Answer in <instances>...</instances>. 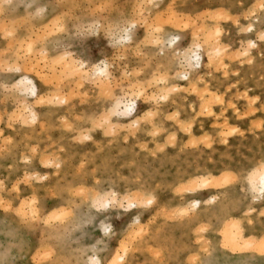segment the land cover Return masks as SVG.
I'll use <instances>...</instances> for the list:
<instances>
[{
    "label": "rangeland",
    "instance_id": "374dc122",
    "mask_svg": "<svg viewBox=\"0 0 264 264\" xmlns=\"http://www.w3.org/2000/svg\"><path fill=\"white\" fill-rule=\"evenodd\" d=\"M215 11L217 16L224 12L228 18L215 19ZM130 21H133L130 39L123 41L122 28ZM250 22L257 33L254 29L246 30ZM215 24L219 33L212 38L214 32L211 30L210 34L209 29L214 30L211 25ZM191 29L197 33L192 34ZM204 31L209 35L202 36L224 44L219 46L224 55L238 53L234 58L227 54L224 64L217 61L221 65L217 68L213 65L208 73L198 66L187 68L180 55L182 49H190L188 44L192 40L202 41ZM174 35L178 39L172 47L166 38ZM262 36L264 0H0V261L83 264L87 254L108 252L103 264H200L211 254L215 236L218 247L235 254L234 257H246L248 264H264V232H257L254 240L245 238L252 240L248 241L252 249L248 242L249 246L237 238L236 229L239 223L243 227L264 220V193L257 200L262 206L254 205L252 212L242 209V219L231 221L230 228L227 227L231 223L215 228L201 223L193 229H172L193 214L179 217L174 207L192 194L188 190L192 180L181 177L187 170H206L216 177L215 181L209 176L205 182L209 184L193 194L220 192L225 178L248 194L245 177L239 178L235 172L224 169L241 166L264 153ZM251 39L256 44L248 50ZM204 56L202 63L206 61ZM103 61L108 63L111 73L107 86L95 85L92 76L79 77L74 72L81 62L90 72ZM181 65L191 75L201 76V81L180 80L177 72L183 70ZM24 73L33 79L44 101L36 103L33 96L19 91L17 82ZM173 84L179 89L172 91L168 100L160 99L163 91ZM205 86L210 89L207 93H203ZM138 88L141 95L137 91L135 96L132 92ZM127 89L136 99L135 110L126 115L113 114L109 110L113 99ZM56 93L64 94L67 102L59 103L53 97ZM148 97L155 100L149 101ZM206 98L211 100H207L210 105L206 104ZM24 104L34 106L37 121H31L27 112L21 110ZM135 114L140 121L138 127L130 121ZM146 114L152 115L151 119H146ZM224 119L227 123L221 126ZM163 158L165 163L161 165ZM56 160L61 161V167L54 166ZM217 166L224 171L217 170ZM175 172L179 177L173 176ZM42 174L46 179H37ZM222 174L219 180L217 176ZM109 185L118 188V198L132 197L141 193V188L154 191L159 201L153 208L142 204L131 210L126 209L124 200L110 204L90 202L92 192ZM28 187L37 190L36 205L39 208L40 204L46 205L38 217L23 218L17 213L20 202L32 197L31 194L17 197L18 192ZM104 197L110 198L106 194ZM59 198L65 204L53 207ZM136 215H140L142 225L132 220ZM101 219L107 230L100 227ZM27 226L33 230L29 240L35 243L19 256L15 243L9 245L5 238L26 230ZM225 228L230 234L235 230L237 242L223 238L229 233H223ZM53 234L74 250L57 257L58 241L54 239L51 244L49 238ZM123 246L127 248L125 260L113 263L114 255ZM229 247L241 250L232 252Z\"/></svg>",
    "mask_w": 264,
    "mask_h": 264
},
{
    "label": "bare ground",
    "instance_id": "6f19581e",
    "mask_svg": "<svg viewBox=\"0 0 264 264\" xmlns=\"http://www.w3.org/2000/svg\"><path fill=\"white\" fill-rule=\"evenodd\" d=\"M214 12V11H213ZM220 13V12H219ZM222 13H223V15L224 16H222ZM222 13H220L221 14V16L218 14V16H220L219 18H226L228 15H225L224 14V12H222ZM215 16H217V13H216V11H215ZM218 16L217 17H215V19L217 18L218 19ZM212 17V16H211ZM231 17V16H230ZM55 18V17H54ZM222 18V19H223ZM224 18V19H225ZM228 18V17H227ZM43 19H46L45 18V16L43 17ZM171 19V18H170ZM176 19H178V20H180V18H178V17H176ZM215 19H213V20H215ZM164 21V20H163ZM162 20H161V22H163ZM172 21V20H171ZM181 21V20H180ZM179 21V22H180ZM167 22V21H166ZM166 22H164V23H166ZM168 22H170V21H168ZM178 21H176V23H177ZM49 24V23H48ZM57 24V23H56ZM59 24V23H58ZM181 24V23H180ZM205 24V23H204ZM60 25V24H59ZM132 25H133V21H130L129 22V24H128V26H126V27H124V28H122V30L124 31V34L121 36L122 37V40L123 41H128L129 39H130V32H129V30H130V28L132 27ZM175 26V25H174ZM181 26V25H180ZM204 26V25H203ZM93 27V26H92ZM211 27H215L214 28V30L213 29H209V32L212 30L214 33H212V32H210V34L212 33V38H213V36H214V34L217 32V33H219L218 31H219V29H217V27L218 26H216V24L214 25V26H212L211 25ZM3 28V27H2ZM121 28V27H120ZM210 28V27H209ZM255 28V26H254V24L253 23H248V25H247V27H246V30H248V31H252L253 29ZM159 29V28H158ZM92 30V29H91ZM151 30V29H150ZM192 31V34H196L197 33V31H196V33L193 31V29H191ZM204 30H206V29H204ZM208 30V29H207ZM255 30V29H254ZM253 30V31H254ZM4 31V30H3ZM9 30L7 29L6 31H4L5 33L4 34H7V32H8ZM47 31V30H46ZM95 31V30H94ZM152 31V30H151ZM221 31V30H220ZM202 32V31H201ZM205 32V31H204ZM208 31H206L205 32V34L204 33H202L201 34V36L202 35H205V36H207L208 37V33H207ZM258 31L257 30H255V32L254 33H257ZM1 33H2V31H1ZM110 33V32H109ZM151 33V32H150ZM148 35V34H147ZM192 36V35H191ZM194 36V35H193ZM205 36H202L201 38L203 39L202 41H200V42H195L197 39V37L195 38L196 40H192L191 42H193V43H190L189 42V50H186V49H182V52L180 53V55H181V61H184V65H186L187 66V68H192V67H194V66H198V67H200V69H204L205 70V72H210V68H212V66L213 65H215L216 64V62L217 61H220L222 64H224V62H223V59H224V56H226L227 57V54L226 55H224L223 54V52H224V49H222V48H220V47H222V45H224V44H222L221 45V43H220V45L219 44H217V43H215V41L211 38L210 40L212 41V42H210V40L207 38V37H205ZM215 36H216V34H215ZM158 37V36H157ZM195 37V36H194ZM194 37H192V39L194 38ZM204 37V38H203ZM217 37V36H216ZM154 38H155V36H154ZM167 39V41H168V45H170V46H174V44H175V40H177L178 39V37L177 36H172V37H167L166 38ZM215 40H216V38H214ZM121 40V39H120ZM190 41V40H189ZM199 41V40H198ZM214 41V42H213ZM159 42V41H158ZM157 42V43H158ZM216 42H217V40H216ZM213 43H215V46H214V44ZM190 44H192V48L190 47ZM256 44V40H253V39H251V40H249V42H248V50H249V48H251V47H253L254 45ZM21 45L23 46V44L21 43ZM26 45H27V43H26ZM219 48H218V47ZM224 47H226V46H224ZM185 48H186V46H185ZM23 49V48H22ZM247 49H245L246 51H247ZM185 50V51H184ZM202 52H201V51ZM19 51V50H18ZM23 51V50H22ZM21 51V52H22ZM179 51V50H178ZM245 51V52H246ZM20 52V51H19ZM25 53V52H24ZM37 53V52H36ZM45 52H43V54H44ZM27 54V53H26ZM31 54V53H30ZM205 55L204 57L206 58V61H205V63H202V55ZM230 54V53H229ZM228 54V57L229 56H231V54L229 55ZM234 54H237L238 55V53H233L232 54V56L230 57V58H234L233 56H234ZM179 55V56H180ZM237 55H235V57L237 56ZM38 56V55H37ZM42 57V56H41ZM248 58V57H247ZM248 59H251V57H249ZM34 60V59H33ZM45 60V59H44ZM58 60V59H57ZM63 60V59H62ZM102 60V59H101ZM56 61V60H55ZM61 61V60H60ZM2 62V61H1ZM10 62V61H9ZM8 62V63H9ZM52 62V61H51ZM54 62V61H53ZM68 62V61H67ZM5 64H8V63H6V62H4ZM4 63H1V64H4ZM33 63V62H32ZM37 63V62H36ZM74 63V62H73ZM16 64H18V63H16ZM98 64H100V63H98ZM182 65H183V63H181ZM228 63H226V65H227ZM26 65H28V64H26ZM35 65V64H34ZM50 65V64H49ZM53 65H55V64H53ZM59 65H61V64H59ZM67 65V64H66ZM75 65V64H74ZM178 65H180V64H178ZM181 65V66H182ZM217 65H221L220 63L219 64H216L215 65V67L217 68ZM2 66H4V65H2ZM68 66V65H67ZM223 66V65H222ZM4 67H6V66H4ZM18 67H19V65H18ZM26 67V66H25ZM28 67V66H27ZM26 67V68H27ZM55 67V66H54ZM70 67V66H69ZM93 67V66H92ZM180 67V66H179ZM185 66H182V69L184 68ZM219 67V66H218ZM228 67V66H227ZM36 68V67H35ZM61 68H62V66H61ZM71 68V67H70ZM181 68V67H180ZM28 69V68H27ZM50 69V68H49ZM53 70L55 69V68H52ZM89 69L90 68H87L86 67V65L84 64V62H81L80 64H78L77 65V68H76V70L74 71L75 73H76V75L78 74V76L79 77H84V78H88V76H92V81H94V84L96 85H99V86H107L108 84H109V82L111 81L110 80V70H109V65H108V63L106 62V61H103L100 65H96L95 67H93V68H91V70H90V72H89ZM215 69V68H214ZM219 69V68H218ZM224 70V69H223ZM223 70H221V71H223ZM27 71V70H26ZM65 72H66V68H65V70H64ZM77 71H78V73H77ZM176 72H177V70H175ZM180 71V70H179ZM177 72V76H178V78H180V80H182V81H185V82H191V81H195V82H198V81H201V79H202V77L201 76H199V75H197V76H193V75H191V72L189 71V70H186V69H183V70H181L180 72ZM57 72V71H56ZM67 72H69V71H67ZM70 72H72V70H70ZM73 72V73H74ZM34 73V72H33ZM39 73H40V71H39ZM75 73H74V75H75ZM62 75V74H61ZM225 75V74H224ZM41 75H39V77H40ZM63 76V75H62ZM173 76H175V74L173 75ZM177 76H175V77H177ZM68 77V76H67ZM156 79V78H155ZM56 80V79H55ZM87 80V79H86ZM90 80V81H91ZM54 81V80H53ZM58 81V80H57ZM159 81V80H158ZM154 82V81H153ZM157 82V81H156ZM155 83V82H154ZM17 85L19 86V91H25L27 94H29V95H31V96H33L34 97V100H35V102L37 103V102H39V101H42L43 100V97H42V95H39L38 94V88H37V85L35 84V82L33 81V79L29 76V74L28 73H24L23 74V77H21L19 80H18V82H17ZM161 85V84H160ZM193 86V83L192 84H190V86ZM131 86H132V88H133V85H130L129 86V88H131ZM135 86V85H134ZM137 87H139L140 85L139 84H137L136 85ZM135 86V87H136ZM171 86V87H170ZM169 87L170 88H168L167 90H165V91H163V93H162V91H161V89H160V87L158 88V89H160L159 90V92L161 91V95H160V99H162V100H168L169 99V94L172 92V91H175V90H178L179 88V86H176L175 84H173V85H170ZM190 86H188V87H190ZM134 87V88H135ZM136 87V88H137ZM162 87V86H161ZM128 88V89H129ZM142 88V87H141ZM164 88V87H163ZM162 88V89H163ZM196 88H198V87H196ZM127 89V91H122V93L117 97V96H115V97H117L115 100L113 99V104L111 103V108H109V110L113 113V114H117V115H126V114H128V113H131L133 110H135V106H136V99H135V97H132V94H131V92H129V90H132V89H129L128 90ZM191 89V88H190ZM192 89H195V88H193L192 87ZM204 92L203 93H207V92H209L210 91V89L208 88V86H205L204 88ZM155 90H157V89H155ZM202 90V89H201ZM134 91V90H133ZM139 92V95H141L140 94V92H141V89L140 88H138L137 90H135L134 92H132L133 94L134 93H136V92ZM190 91V90H189ZM203 91V90H202ZM137 92V93H138ZM143 92V91H142ZM195 92H197V93H200L201 91L200 90H195ZM194 92V90H193V93H195ZM217 92V91H216ZM137 93L136 94H134L135 96L137 95ZM158 93V92H157ZM103 94V93H102ZM160 94V93H159ZM202 94V93H201ZM214 94V93H213ZM213 94H212V96H213ZM216 94V93H215ZM133 95V96H134ZM138 95V96H139ZM199 96H200V94H198ZM203 95V94H202ZM218 95V94H217ZM221 94H219V97H221L220 96ZM137 96V97H138ZM154 96V95H153ZM159 96V95H158ZM208 96H211L210 94H208ZM214 96H216V95H214ZM53 97L54 98H56V99H58V102L59 103H66L67 102V97L63 94V95H60V94H58V93H56V94H53ZM114 97V98H115ZM217 97V96H216ZM243 97V96H242ZM54 98L52 99V100H54ZM145 98V97H144ZM209 98V97H208ZM208 98H206V102H208L207 100H209V101H211L210 99H212V97L210 98V99H208ZM146 99V98H145ZM149 101H154L155 100V98L154 97H148L147 98ZM157 99V98H156ZM202 99V98H201ZM214 99H216V98H214ZM221 99V98H220ZM48 100V99H47ZM49 100H51V98L49 99ZM204 100V99H203ZM213 100V99H212ZM219 100V99H218ZM44 101V100H43ZM203 103H204V105H205V101H202ZM44 103V102H43ZM203 103H201V104H199V106H198V110H200V108H201V106L203 105ZM210 102H208V103H206V104H209ZM215 103V102H214ZM220 103V102H219ZM231 103V102H230ZM221 104V103H220ZM210 105V104H209ZM207 108H208V105H207ZM21 110L22 111H25V112H27V116H29V119L31 120V121H37L38 119H39V116H38V114L36 113V111H35V108H34V106L33 105H28V104H24V105H21ZM191 110V109H190ZM209 110V109H208ZM207 110V111H208ZM214 112V111H213ZM212 112V113H213ZM204 113V112H203ZM175 114V113H174ZM213 115V114H212ZM140 116L141 115H139V118H140ZM143 116H144V112H143ZM146 116V119L147 118H150L151 116H147V114L145 115ZM218 116V115H217ZM19 118V117H18ZM151 119V118H150ZM150 119H148V120H150ZM130 121H131V125L132 126H135V127H138L139 126V124H140V121H139V119H137V117H136V114L135 115H132L131 116V119H130ZM224 121V123L223 124H221V126L222 125H226V123L227 122H225V119L223 120ZM103 123V122H102ZM220 125V124H219ZM111 128H113V127H111ZM115 130V129H114ZM229 131V130H228ZM236 131H238V130H236ZM234 132H235V130H234ZM227 133V132H226ZM233 133V132H232ZM217 136V135H216ZM207 141H208V139H206ZM205 143H207L206 141H205ZM161 161H160V163H161V165H164V163H165V160H164V158L163 159H160ZM52 164V163H51ZM54 165V164H53ZM61 165H62V163H61V161H59V160H56V162H55V165L54 166H56V167H61ZM216 169L217 170H219V171H224V170H227V171H232V172H235L238 176H239V178H243V177H245V179H246V190H247V192H248V194H245L243 191H241V188L240 187H238V185L237 184H230L229 182H228V179L229 178H225V183H224V188L222 189V191H220V192H215V191H208V192H205V193H201V194H193L194 192H196L197 191V189H200V188H202V187H204L205 186V182H206V180L208 179V177L210 176L209 174V172L210 171H206V170H196V171H194V170H192V171H190V170H187V172H184L183 173V175H181V177L183 176L184 178H189L190 180H192V182L191 183H189L188 185H190L189 187H191V188H189L188 190H189V192H191L192 194L191 195H189V196H187V198H185V200H183V202L182 203H178V204H176L174 207H176V209H175V212H176V214L177 215H179V217L181 216V217H184V216H186L187 217V215L190 213V212H193V214L188 218V219H186V222H184L182 225H179V226H176V227H173L172 229L173 230H181V229H189V228H192L193 229V227H195V226H197V225H199V224H201V223H205V224H211L212 225V227L213 228H215V227H218L220 224H223L224 223V225L226 224V226H228L229 225V223H231V221H235L236 220V222H237V220H238V222L240 221L239 220V218H240V216H241V212L243 211V210H246L247 212H252L253 211V206L255 205V206H262V202H257V200L258 199H260L262 196H263V193H264V153L263 154H260L259 156H257V157H255V158H253L252 160H250L249 159V161H247L246 163H243L241 166H234L233 167V169H230V167H228V168H226V169H224V170H221L222 168H221V166H217L216 167ZM222 173V172H221ZM173 174V176H175V178L176 177H179L178 175V173H172ZM223 174H225V173H223ZM220 175V177L219 176H217V178H219V180H221L220 178H222L224 175ZM227 174V173H226ZM225 174V175H226ZM229 174V176L231 175L230 173H228ZM227 174V175H228ZM210 177H212V176H210ZM209 177V178H210ZM215 177V176H214ZM37 179H39V180H45L46 179V175L45 174H42V175H40L39 177H37ZM212 179L213 180H215L216 181V177L215 178H213L212 177ZM244 179V178H243ZM189 180V181H190ZM213 180H210V184L212 183L213 184ZM233 180V179H232ZM177 181V180H176ZM184 181V180H183ZM188 181V180H187ZM186 181V182H187ZM209 181V180H208ZM214 181V182H215ZM218 181V180H217ZM231 182V181H230ZM177 184V183H176ZM185 184V182H183L182 183V185H184ZM207 184H209V182L207 183ZM206 184V185H207ZM214 184H216V182L214 183ZM222 183H220V185H221ZM240 184V183H239ZM178 185H179V183H178ZM187 185V186H188ZM218 185V184H217ZM185 186V185H184ZM183 186V187H184ZM186 186V187H187ZM179 187V186H178ZM185 188V187H184ZM179 189V188H178ZM182 189V188H181ZM180 190V189H179ZM139 191L141 192V193H137V194H135V195H133L132 194V197L131 196H128V195H126V196H121V198H118V194H119V190H118V188H116L115 186H113V185H109L108 186V188H98L97 189V191L96 192H92V194H91V201L90 202H92V200L94 201V202H99V201H101V203L103 202L104 204H110V203H114V202H116V201H118L119 200V202L121 203L123 200L124 201H126L125 203H126V209L127 210H131V209H134V208H139L142 204H144L145 206H147V207H150V208H153L157 203H158V201H159V199H158V196H157V194L154 192V191H152V190H150V189H146V190H144V189H141V188H139ZM184 190H182V192H183ZM36 192H37V190L36 189H34V188H32V187H28V188H26L25 190H23V191H21V192H18V198H22V197H24V196H27L28 194H31L32 195V197L29 199V201H21L20 202V204H19V206H18V204H17V206H18V208H17V213L18 214H20V215H22L23 216V218H24V216H30V217H35V216H39V212H40V210H44V209H46V205H44V204H40V208L36 205V196H35V194H36ZM89 193H90V190H89ZM133 193H136V192H133ZM180 193V192H179ZM83 193H81L80 195H82ZM105 194H106V196L108 195V196H110V198H106V197H104L103 198V195L105 196ZM130 194V193H129ZM70 195V194H69ZM103 198V199H102ZM27 199V198H26ZM86 199V198H85ZM28 200V199H27ZM257 203H256V202ZM125 203H124V206H125ZM63 204H65V200H63L62 198H59L58 200H55V203H54V205H53V207H60L61 205H63ZM90 205V204H89ZM94 205H95V203H94ZM264 205V204H263ZM91 206V205H90ZM111 206V205H110ZM114 206H116V205H114ZM123 206V207H124ZM100 207V206H99ZM28 208V209H27ZM67 208V207H66ZM65 208V209H66ZM105 208V207H104ZM26 209V210H25ZM64 209V208H63ZM62 209V210H63ZM173 209V208H172ZM243 209V210H242ZM96 210H98V209H96ZM14 211H15V208H14ZM56 211H57V209H56ZM169 212H171V211H169ZM16 213V214H17ZM56 213H58V211L56 212ZM139 214V213H138ZM70 215V214H69ZM68 215V216H69ZM171 215V214H170ZM44 217L46 216V214L45 215H43ZM43 216H41V217H43ZM48 217V215L46 216V218ZM169 217V216H168ZM64 218H65V216H64ZM21 220H22V217L20 218ZM30 219V218H29ZM47 219H49V218H47ZM68 219V218H67ZM168 219V218H167ZM174 219V218H173ZM240 219H242V218H240ZM19 220V219H18ZM26 220H28V219H26ZM43 220H45V218L43 219ZM50 220V219H49ZM57 220V219H56ZM70 220V219H69ZM134 222H136L137 224L139 223V224H141L140 223V221H141V217H140V215H136L133 219H132ZM228 220H230V222L228 221ZM47 221V220H46ZM226 221H228L227 223H225ZM67 222V221H66ZM78 222V221H77ZM236 222H233V223H236ZM50 223V222H49ZM43 224V223H42ZM45 224V223H44ZM48 224V223H47ZM46 224V225H47ZM51 224V223H50ZM70 224V223H69ZM72 224V223H71ZM75 224V223H74ZM78 224V223H77ZM104 222H103V220L101 219L100 220V227H103L104 225ZM204 224V225H205ZM237 224V223H236ZM52 225V224H51ZM130 225V224H129ZM142 225V224H141ZM140 225V226H141ZM143 225H145V224H143ZM223 225V226H224ZM74 226V225H73ZM140 226L138 227L139 229V231H140ZM222 226V225H221ZM220 226V227H221ZM230 226H232V223L229 225V227H227V228H230ZM28 228H26V230H22V231H19V233H12V234H10V235H8L5 239H6V242H8L7 244H9L10 245V243L11 244H14L15 243V245H16V249H17V254L19 255V256H21V255H23V254H25L27 251H29V249H30V247L35 243L34 241H31V240H29L30 239V234H32L33 233V230H31L30 229V227L29 226H27ZM52 227V226H51ZM145 227V226H144ZM198 227V226H197ZM202 227H204V226H202ZM219 227V228H220ZM233 227H234V225H233ZM64 228V227H63ZM104 230H107V226L105 225L104 226ZM142 228V227H141ZM227 228H225V230L226 231H223V233H225V232H227V231H229ZM56 229V228H55ZM237 238L238 239H243V240H241V242H244V241H246V239L245 238H248L249 240H250V238H256V234H257V232H264V220L262 221V222H256L254 225H251V224H248V223H246L245 225H243V227L240 225V223L239 224H237ZM127 231H128V229H127ZM234 231L235 230H233V232H232V234H230V231H229V233H227L228 234V236H222L223 234L221 233L222 231H220V233L222 234L221 236L223 237V238H230V239H232L233 238V240H234ZM202 232V231H201ZM217 232H219V231H217ZM125 233H128V232H125ZM136 234H138L137 232H135ZM133 235H134V233H132ZM135 234V235H136ZM133 235H132V237H133ZM230 235H231V237H230ZM130 237H131V235H130ZM49 238H50V243L51 242H55V240H57V237H56V234H53V235H50L49 236ZM126 238V237H125ZM236 238V239H237ZM55 239V240H54ZM121 240H122V238H120ZM222 238L220 237V240H221ZM229 239V240H230ZM247 239V240H248ZM262 239V238H261ZM44 240V239H43ZM223 240V239H222ZM248 240V241H249ZM254 240V239H253ZM260 239H258V241H259ZM264 240V239H263ZM262 240V241H263ZM47 240H45L44 242H46ZM58 242H55V244H57V251H56V256L58 257V256H61V254L63 253H71L72 252V246H65V245H63L62 243H60L61 241H59V239L57 240ZM118 241H120V240H118ZM117 241V242H118ZM224 241H226V240H223V242ZM234 241H236L237 242V240H234ZM246 241L245 242V245H248L249 246V244L251 245V243H249V242H251V241ZM256 241V243H259V242H257V240H255ZM255 241H253L252 243L254 244L255 243ZM121 242V241H120ZM222 242V241H221ZM229 242V241H228ZM249 244H248V243ZM43 243V242H42ZM46 243H49V241L48 242H46ZM226 243H227V241H226ZM52 244V243H51ZM222 244V243H221ZM231 244H232V242H231ZM236 244V243H235ZM40 245V244H39ZM42 245V244H41ZM48 245V244H47ZM118 245V244H117ZM225 245V244H224ZM228 245V244H227ZM240 245H242V244H240L239 243V246ZM243 245H244V243H243ZM212 247H211V254L210 255H208V257H205L202 261H201V263L200 264H248V262H249V260H248V258H246V257H234V255L235 254H231L230 252H228V251H226V250H223V249H221V248H219L218 247V245H217V243H216V239H215V236H213L212 237V245H211ZM230 247H231V245H229ZM252 247V249H253V245H251ZM258 246V245H257ZM263 246V245H262ZM48 247V246H47ZM229 247V249H231V251L232 252H236V251H239V249L240 248H230ZM241 248L243 247V246H240ZM256 247V246H255ZM40 248V247H39ZM227 248V247H226ZM248 248V247H247ZM251 248H248L247 250H249V249H251ZM36 249V248H35ZM73 250H74V248H73ZM116 250V249H115ZM117 250H119V248L117 249ZM241 250V249H240ZM254 250H255V248H254ZM35 252V251H34ZM34 252H32V253H34ZM48 252V251H47ZM51 251H49V253H50ZM119 252V251H118ZM117 252V253H118ZM15 253V252H14ZM126 255H127V248L125 247V246H123V247H121V251L118 253V254H115L114 256L115 257H113V263H116V262H123L124 260H125V258H126ZM5 256V255H4ZM107 257H108V252H106L105 254H99L98 252H93V253H91V254H87V258H86V260L84 261V263L83 264H103L104 263V261L107 259ZM112 257V256H111ZM199 262V261H198ZM106 264H107V262H105Z\"/></svg>",
    "mask_w": 264,
    "mask_h": 264
},
{
    "label": "snow or ice",
    "instance_id": "6c2138e0",
    "mask_svg": "<svg viewBox=\"0 0 264 264\" xmlns=\"http://www.w3.org/2000/svg\"><path fill=\"white\" fill-rule=\"evenodd\" d=\"M261 39H264V36H262ZM0 264H8V262L6 260L5 261H0Z\"/></svg>",
    "mask_w": 264,
    "mask_h": 264
}]
</instances>
